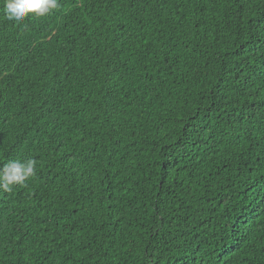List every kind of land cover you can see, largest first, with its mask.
I'll return each mask as SVG.
<instances>
[{
  "label": "trees",
  "instance_id": "16d2710c",
  "mask_svg": "<svg viewBox=\"0 0 264 264\" xmlns=\"http://www.w3.org/2000/svg\"><path fill=\"white\" fill-rule=\"evenodd\" d=\"M0 264H264V0H0Z\"/></svg>",
  "mask_w": 264,
  "mask_h": 264
},
{
  "label": "clouds",
  "instance_id": "9594fccd",
  "mask_svg": "<svg viewBox=\"0 0 264 264\" xmlns=\"http://www.w3.org/2000/svg\"><path fill=\"white\" fill-rule=\"evenodd\" d=\"M7 19L18 23L26 17H44L58 7V0H2ZM34 159L10 161L0 166V190L10 192L15 185H23L35 174Z\"/></svg>",
  "mask_w": 264,
  "mask_h": 264
}]
</instances>
